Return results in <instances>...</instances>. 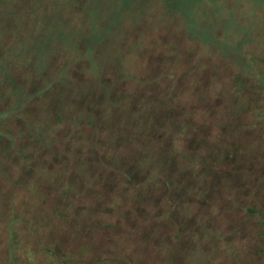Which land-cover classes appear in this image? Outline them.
<instances>
[{"label":"trees","instance_id":"1","mask_svg":"<svg viewBox=\"0 0 264 264\" xmlns=\"http://www.w3.org/2000/svg\"><path fill=\"white\" fill-rule=\"evenodd\" d=\"M145 3L179 22L174 68L76 53L49 84L0 51V264H264L263 24Z\"/></svg>","mask_w":264,"mask_h":264},{"label":"rangeland","instance_id":"2","mask_svg":"<svg viewBox=\"0 0 264 264\" xmlns=\"http://www.w3.org/2000/svg\"><path fill=\"white\" fill-rule=\"evenodd\" d=\"M47 1L54 3L56 11L50 7L45 14L38 15L40 2L36 0H14L13 4L7 0H0L1 57L14 56L26 64L28 72L47 74V77L43 78L46 83L51 84L54 79L60 80L63 76H69V71L74 67L82 72L83 67L71 62L75 59L76 53L90 58L95 72L99 67L93 58L98 51L101 52L98 56L102 55L103 63L108 59V55L109 57L110 54L117 55L120 62L117 64L121 67H127L130 64L132 67H137V65L141 67L143 64L149 66L151 60L155 62L152 66L174 68L177 65V62L173 64L156 63L154 52L155 50L167 51L165 46L168 45L165 42H177L182 33L177 24L179 22L155 20L152 15L148 14L145 0ZM237 1L244 8L243 11L241 10L242 16H246L249 22L262 23L264 30V0ZM175 2L180 5L185 2L191 5L190 7L193 5L196 10L200 6V13L208 9H216V14L219 15L225 10L224 7L228 0H175ZM51 3L48 4L51 6L53 5ZM72 4L76 6L82 4L85 11L73 7ZM155 5L157 7H153L152 13L156 14L159 19L158 14L163 11L160 9L159 1H156ZM193 7L185 12L190 20L196 18ZM140 15L142 19L139 21ZM205 16L208 17V15ZM232 17V25L236 24L235 26L242 30L245 21L237 19L234 14ZM206 20L211 24V18H206ZM86 30L89 32L88 38L91 42L87 41ZM7 31L12 34L13 38V41L9 43L3 39L7 37ZM211 35L215 36L214 33ZM130 36L136 41H132ZM59 44L60 47H58ZM55 61L64 62V64L56 65L54 69H59V71L52 79L53 69L50 68ZM113 62H110L111 65H114ZM108 69L110 73L114 70L111 67ZM60 82L63 84L64 80Z\"/></svg>","mask_w":264,"mask_h":264}]
</instances>
